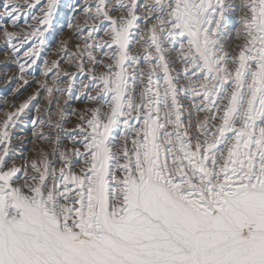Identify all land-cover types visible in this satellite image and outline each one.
<instances>
[{
    "label": "snow or ice",
    "instance_id": "1",
    "mask_svg": "<svg viewBox=\"0 0 264 264\" xmlns=\"http://www.w3.org/2000/svg\"><path fill=\"white\" fill-rule=\"evenodd\" d=\"M2 7L16 26L19 6ZM94 7L114 65L99 76L101 107L81 116V139L57 146L59 167L43 152L9 166L8 129L28 102L0 126V264H264V0ZM236 13L233 54L225 30Z\"/></svg>",
    "mask_w": 264,
    "mask_h": 264
},
{
    "label": "rangeland",
    "instance_id": "2",
    "mask_svg": "<svg viewBox=\"0 0 264 264\" xmlns=\"http://www.w3.org/2000/svg\"><path fill=\"white\" fill-rule=\"evenodd\" d=\"M6 2L0 0V126L7 119V114L16 113L21 104L28 102V107L14 117V126L8 129L11 136L9 166L13 159L18 167L25 161L39 159V153L43 152L59 167L58 156L54 154L57 146L61 151L71 150L73 143L70 136L78 134V126L83 123L81 116L89 119L91 110L102 105L104 94L96 88L100 83L99 76L107 72L105 64L114 65L108 55L115 48L106 46L111 42L105 35L110 25L94 16V5L99 0H57L46 25L37 24V20L43 17L41 9L47 11V0H14L19 6L15 14L18 17L16 26L3 14L2 5ZM231 2L238 4L240 0ZM115 3L116 0H109L110 6ZM89 5L93 6V15L84 11ZM120 14L110 12L114 18ZM239 15L242 13L231 14L229 28L225 30L227 50L233 54L237 51L235 46L243 43L234 39ZM37 27L42 31L32 35ZM144 29L145 25L141 22L140 30ZM5 31L14 34L11 40L5 36ZM139 39V36H133V41ZM88 44L102 47L88 48ZM143 47V44L134 42L131 45L132 54L142 57ZM33 52L35 55H32ZM89 53L92 59H89ZM172 56L175 57V53ZM140 66L147 71L142 61ZM175 66L182 67L179 63ZM132 70L129 69L130 72ZM157 75L162 76L163 73ZM47 88L53 91L49 93ZM139 90L137 88V92ZM89 96L97 99L89 100ZM181 103L187 108L185 116L191 111L194 122L196 114L192 101L182 97ZM102 111H108L106 105ZM77 138L81 139L78 135Z\"/></svg>",
    "mask_w": 264,
    "mask_h": 264
}]
</instances>
